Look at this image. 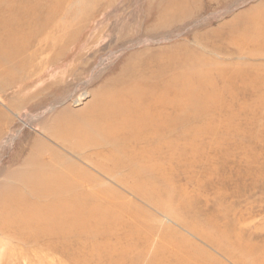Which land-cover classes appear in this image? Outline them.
Here are the masks:
<instances>
[{
  "label": "bare ground",
  "instance_id": "obj_1",
  "mask_svg": "<svg viewBox=\"0 0 264 264\" xmlns=\"http://www.w3.org/2000/svg\"><path fill=\"white\" fill-rule=\"evenodd\" d=\"M121 1L0 0V142L59 87L38 76L27 88L37 57L84 61L73 50L109 37L106 24L87 29ZM143 1L119 42L132 31L170 41L201 9L249 2ZM228 10L216 27L128 50L92 74L110 71L82 108L13 131L0 264H264V0ZM86 60L67 74L80 79Z\"/></svg>",
  "mask_w": 264,
  "mask_h": 264
},
{
  "label": "rangeland",
  "instance_id": "obj_2",
  "mask_svg": "<svg viewBox=\"0 0 264 264\" xmlns=\"http://www.w3.org/2000/svg\"><path fill=\"white\" fill-rule=\"evenodd\" d=\"M257 1H259V0H249V2H243L242 6L241 5L233 6L232 9L230 8V10H228L229 9L228 7H224V6L219 7V8L217 7L216 9H214V7H216V4L212 5V10H210V12L208 10L205 11V10L201 9L200 13H197V16L192 15V18L189 19L190 21L188 23H186L184 25V27L181 25L182 26L181 29L179 31H176V33L173 34L172 37H170V41L169 40L167 41V39L165 38L167 36H162L160 34L149 37L147 35L142 36L141 34L140 35L136 34V31H132L131 36H130V40L127 41L128 43L127 42L122 43V41L119 42L116 39L118 38L120 32L126 27V25H129V24L135 25L136 23H140V21H142L143 15L145 13L144 12V1L142 2V0H130V1L123 0V1L119 2L116 9H113V8L109 9L104 16L97 18L100 21H92L90 27L87 29V34H89L95 25H97V24H104L105 25L106 24L108 27L107 34L109 35V37L99 39L98 41L94 42L93 44L90 43L91 45L88 49L87 48L84 49L85 47L81 44L79 48H76L73 50L74 52L82 51L84 58L85 57L87 58V55L90 56V58L92 59L91 61L93 63L89 67L88 73H87V71L82 73L81 74L82 77L80 79L69 76L67 74V70L70 69L75 64L78 65V71H81L79 69V67H83V69H87L86 58L84 61H81V60L74 61L75 60L74 58L71 60L67 59V60L63 61L62 58H60V60L55 63L56 65L54 64L51 66L49 64H45L42 67L39 64H40L42 58L43 59L47 58L48 54L45 53V54H42V57H40V56L37 57V61L35 63L37 64L38 61H40V62L37 65H35L34 68H30L29 70H27V72H25V74H23L26 78V81H27L26 82L27 88L30 90L36 84H39V82H37L38 76H41V83L40 84H41V86H44V88L47 86V83H56V84H59V87H57L51 93L50 96H48L45 100H43L42 104L39 105L38 107L34 108L33 110H29V109L27 110V108H26V109L20 111V114H19L20 116H19V118H16V123L14 124L13 129L16 130V128H18V126L21 125L22 130L20 131L18 136H20L23 133V131H25V132L31 131L33 134H36L37 132L32 127L35 128L36 126H38V124L40 122H43V119L46 116H48V112L52 107L54 108L55 113H58L60 110H63L64 108L67 109V107H69V106L73 107V108H82L87 103V101H89L91 99V95L89 94V92H93L95 89H97V87L101 84L103 78L106 75L107 76L110 75V71L109 70L104 71L103 73H101L99 78H97L94 82L89 84L88 81L91 79V77L93 75H95L96 73L100 74V70H102L103 67L106 69L109 65L111 66L113 64V61L116 60V57L122 56L123 54L128 52V50L129 51L143 50V48H145V47L155 49V47H157L158 45H165V44L171 43L175 39H177V40L182 39L184 37H187L188 33H190V31H192L196 26L201 25L202 23H205L209 19L214 21L213 27H216L219 23L220 17H223L222 14L226 13L227 10L229 11V13L232 10H234V12L236 13L238 11H241L242 9L250 7L251 5L256 3ZM204 2H206V0H204ZM226 18L228 19L229 16H226ZM102 19H103V21H102ZM142 25H144V24L142 23L141 26ZM117 27H119V28H117ZM191 33H193V32H191ZM88 36L89 35H87V37ZM155 41H157L158 43H156ZM116 42H117V45H116ZM109 43L113 44V46H111V44H109ZM124 47H126V48H124ZM82 49H84V50H82ZM73 51L70 54H72ZM94 52H98V53L95 54ZM72 55H74V53ZM93 55H95V56H93ZM101 59L104 61H102ZM102 62H103V64H102ZM55 73H58V74H55ZM62 77H63V79H62ZM63 85L66 87V89H64L62 91L61 87ZM83 93L84 94L88 93V94L86 97H83V96H81V94H83ZM76 99H79L81 102L75 103L74 101ZM29 107H32V106H29ZM41 114H43V116ZM37 120H38V122H37ZM14 130L7 133L5 135L6 138H4V140L2 142H0V176H1V174L4 173L3 165H4V162H6L8 160V153H10L12 151V148L14 146L13 143H14V140L16 139L12 135ZM18 136H16V137H18ZM12 138H13V140H12ZM7 141H10L11 143H7ZM5 142H6V144H5ZM4 149H5V152H3ZM215 190H217V189H215ZM258 194H259V192H257V195ZM255 212H257V213H255V214H257L256 217L258 215L260 217H262V215L264 216V211H262V212L255 211ZM260 217H258V218H260Z\"/></svg>",
  "mask_w": 264,
  "mask_h": 264
}]
</instances>
